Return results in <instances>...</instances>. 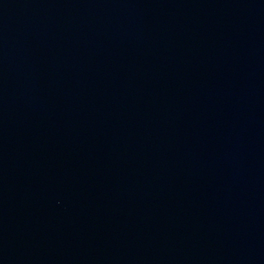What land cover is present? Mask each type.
Instances as JSON below:
<instances>
[{
  "label": "water",
  "instance_id": "95a60500",
  "mask_svg": "<svg viewBox=\"0 0 264 264\" xmlns=\"http://www.w3.org/2000/svg\"><path fill=\"white\" fill-rule=\"evenodd\" d=\"M0 264H264V0H0Z\"/></svg>",
  "mask_w": 264,
  "mask_h": 264
}]
</instances>
